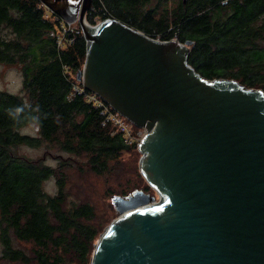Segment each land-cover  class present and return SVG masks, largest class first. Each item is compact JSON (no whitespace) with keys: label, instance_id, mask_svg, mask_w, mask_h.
<instances>
[{"label":"water","instance_id":"95a60500","mask_svg":"<svg viewBox=\"0 0 264 264\" xmlns=\"http://www.w3.org/2000/svg\"><path fill=\"white\" fill-rule=\"evenodd\" d=\"M41 2L81 26L77 80L147 131L139 168L159 200L113 196L119 217L91 264H264V91L200 75L191 41H160L114 18L89 31L93 0Z\"/></svg>","mask_w":264,"mask_h":264},{"label":"trees","instance_id":"16d2710c","mask_svg":"<svg viewBox=\"0 0 264 264\" xmlns=\"http://www.w3.org/2000/svg\"><path fill=\"white\" fill-rule=\"evenodd\" d=\"M169 1L151 7V0H93L86 17L94 25L97 19H118L162 41H191L188 64L200 75L264 91V0H179L173 8ZM43 5L0 0V63L20 66L24 77L22 95L0 91L2 258L91 264L108 226L98 223L90 199L75 196L68 171L108 178L122 170V156L138 148L103 126L100 108L87 97L71 96L81 82L87 41L81 29H70L60 43L64 19L47 17ZM26 126H34L36 135L21 133ZM22 146L45 152L32 159L19 153ZM50 180L56 185L52 193L46 189ZM136 190L145 188L111 191L112 203L113 196Z\"/></svg>","mask_w":264,"mask_h":264},{"label":"rangeland","instance_id":"374dc122","mask_svg":"<svg viewBox=\"0 0 264 264\" xmlns=\"http://www.w3.org/2000/svg\"><path fill=\"white\" fill-rule=\"evenodd\" d=\"M77 3L80 0H74ZM158 0H151V7L157 4ZM179 3V0H170L169 5L171 8L175 7ZM46 16H53V12L45 5ZM56 18V16H55ZM87 20V17H86ZM101 19H97L100 22ZM87 22L91 24L88 20ZM66 29L71 28L73 30L81 29L79 22L64 24ZM82 30V29H81ZM63 38V30H62ZM66 38V37H65ZM162 41L160 38H156ZM175 40V39H174ZM184 44V43H183ZM190 48V47H189ZM24 85V77L21 67L18 65H4L0 63V91L9 92L12 94L22 95ZM36 128L34 126H26L21 129V133L36 135ZM45 149H34L27 146L19 148V153L30 157L32 159L39 158L44 155ZM142 157L141 152L138 150L134 151V155L125 154L121 159L122 170L106 178L105 176L96 175L92 172L83 173L76 169L68 171V178L74 182L75 196L79 195L85 199H90L97 209L98 223L101 226H110L118 217L119 214L115 211V207L112 203V194L121 193L125 190L128 193L135 188H145V191L150 194L151 197L155 198V201L159 200V194L154 190L142 175L139 168V160ZM48 163L55 164L54 160L48 159ZM149 186V189H147ZM46 189L52 193L56 190V185L53 180L46 183ZM113 191V193H111ZM78 197V196H77ZM29 246V245H28ZM2 244L0 242V264H16L10 261H6L2 258ZM19 264V263H18Z\"/></svg>","mask_w":264,"mask_h":264},{"label":"built area","instance_id":"2783aa9c","mask_svg":"<svg viewBox=\"0 0 264 264\" xmlns=\"http://www.w3.org/2000/svg\"><path fill=\"white\" fill-rule=\"evenodd\" d=\"M64 24L65 23H62L63 38L60 40V43H62V40L66 37L68 31L70 30V28L66 29ZM86 91V88L83 86L82 82H80V85L75 86L74 93L71 96L78 93L87 97V100L90 103L100 108L101 115L104 119L102 122L103 126L112 127L113 135L116 133H121L126 144L136 145L137 148H139L141 141L147 134L146 129L144 127L135 125L131 120L115 110L104 98L97 94L87 93Z\"/></svg>","mask_w":264,"mask_h":264},{"label":"bare ground","instance_id":"6f19581e","mask_svg":"<svg viewBox=\"0 0 264 264\" xmlns=\"http://www.w3.org/2000/svg\"><path fill=\"white\" fill-rule=\"evenodd\" d=\"M101 22V21H100ZM100 22H98L97 24H99ZM63 23H65V24H67L68 22H66L65 20H63ZM70 24V23H69ZM97 24L96 25H90L88 22H87V20H86V23H85V25H86V28L89 30V31H94L95 30V28L94 27H96L97 26ZM71 29V28H70ZM93 93V92H92ZM93 94H96V93H93ZM98 95V94H97ZM100 96V95H99ZM101 97V96H100ZM103 98V97H102Z\"/></svg>","mask_w":264,"mask_h":264},{"label":"flooded vegetation","instance_id":"af4514ba","mask_svg":"<svg viewBox=\"0 0 264 264\" xmlns=\"http://www.w3.org/2000/svg\"><path fill=\"white\" fill-rule=\"evenodd\" d=\"M70 3H71V4H74V5H76V4H77V2H76V1H74V0H70Z\"/></svg>","mask_w":264,"mask_h":264}]
</instances>
